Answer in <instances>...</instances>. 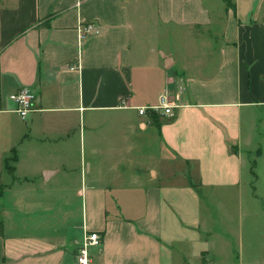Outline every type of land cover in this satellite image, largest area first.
I'll return each instance as SVG.
<instances>
[{"label": "crops", "instance_id": "1", "mask_svg": "<svg viewBox=\"0 0 264 264\" xmlns=\"http://www.w3.org/2000/svg\"><path fill=\"white\" fill-rule=\"evenodd\" d=\"M262 103L264 0H0V264H77L90 230L91 264H213L200 191L242 187Z\"/></svg>", "mask_w": 264, "mask_h": 264}, {"label": "rangeland", "instance_id": "2", "mask_svg": "<svg viewBox=\"0 0 264 264\" xmlns=\"http://www.w3.org/2000/svg\"><path fill=\"white\" fill-rule=\"evenodd\" d=\"M242 130L244 137H248V143L243 146L246 170L242 187L200 191L203 204L206 205V216L211 218L209 228H215V232L221 228L225 235L214 238L213 264H233L232 260L236 261L239 254L244 257L245 264H264V175L257 181L253 177V173L257 172L255 162L259 160L258 150L261 149L264 154L263 103L253 106L250 113L244 111ZM13 161L14 153L11 151L6 156L9 171ZM261 161L264 166V155ZM240 192L241 197L235 198L234 195Z\"/></svg>", "mask_w": 264, "mask_h": 264}, {"label": "built area", "instance_id": "3", "mask_svg": "<svg viewBox=\"0 0 264 264\" xmlns=\"http://www.w3.org/2000/svg\"><path fill=\"white\" fill-rule=\"evenodd\" d=\"M95 27L94 23H89L87 26L82 27V37L86 35V32L93 30ZM77 64L71 65V68H77ZM10 99L16 104V111H18L22 117H26L27 114L34 110L36 94L35 92L27 87H23L18 91L12 93ZM123 107H127V104H123ZM172 104L168 98L167 93H162L159 97L158 104L151 107L154 110H163L166 114H172ZM147 106H140L139 112L146 114L148 111ZM102 244V235L98 231H86L82 242L78 248L77 253V264H91L92 262V249L93 247L100 246Z\"/></svg>", "mask_w": 264, "mask_h": 264}, {"label": "trees", "instance_id": "4", "mask_svg": "<svg viewBox=\"0 0 264 264\" xmlns=\"http://www.w3.org/2000/svg\"><path fill=\"white\" fill-rule=\"evenodd\" d=\"M259 153H260V149L258 150V154ZM15 160H16V155L14 156V161ZM4 161L6 163V158L4 159ZM14 168H15V165H12L11 170L14 169ZM2 186H3V183L1 181V172H0V190H1ZM0 232L3 233V226H2V224H0Z\"/></svg>", "mask_w": 264, "mask_h": 264}]
</instances>
